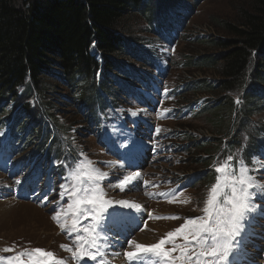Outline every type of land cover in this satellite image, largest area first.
<instances>
[{
    "label": "trees",
    "instance_id": "obj_1",
    "mask_svg": "<svg viewBox=\"0 0 264 264\" xmlns=\"http://www.w3.org/2000/svg\"><path fill=\"white\" fill-rule=\"evenodd\" d=\"M175 3L0 0V124L8 103L15 104L6 137L0 140V154L9 148L17 155L28 153L20 164L35 165L40 180L46 178L48 170L50 179L66 177L70 166H62L74 161L79 149L69 135L78 122L60 121L59 105L73 107L75 114L69 115L84 120L88 126L85 132L98 142L124 126L128 115L120 108L118 96L134 97V85L143 83L140 70L154 69L146 60L149 51L131 40L124 21L138 15L158 42L169 38L174 47L186 23V18L183 23L174 20L176 15L171 10L182 6ZM168 10L171 19L165 15ZM216 31L220 37L200 36L189 41L188 48L196 51L184 58L182 67L190 79L196 73L204 77L214 72L218 80H189L184 88L177 85L171 92L179 98L178 103H184V113H194L193 103L203 101L196 114L213 117L217 137L197 139L184 132L182 150L187 158L180 159L181 170L195 171L183 175L184 180L199 176L195 181H201L208 172L209 177L214 174L211 184L216 176L212 164L239 150L244 144L242 137L251 138V150L258 146L254 117L264 110V0H247L239 8L238 19L220 20ZM155 70L162 79L167 78V64L156 63ZM52 90L54 95L49 96ZM237 94L241 97L234 101ZM203 96L207 98L197 100ZM33 98L36 104L31 109L27 102ZM186 114L170 121L185 120ZM9 157L5 155L3 160Z\"/></svg>",
    "mask_w": 264,
    "mask_h": 264
},
{
    "label": "rangeland",
    "instance_id": "obj_2",
    "mask_svg": "<svg viewBox=\"0 0 264 264\" xmlns=\"http://www.w3.org/2000/svg\"><path fill=\"white\" fill-rule=\"evenodd\" d=\"M180 2L190 8L191 15L186 17L187 11L184 5L181 6L180 10H176L177 14L174 20H179L183 23L186 18V23L181 33V39L175 42L176 46L174 47L167 46L163 42H158L155 36L148 32L149 27L147 22L142 20L138 15H131L132 17H128V20L124 21V24L127 25L126 30L131 32L129 34L131 40L149 52L161 55L164 62L168 65L166 79H160L155 74V79L152 78L149 81L151 85L150 89L141 86L134 87V90L141 93L144 99L141 96H137L134 99L124 95L123 97L118 96L120 108L126 110L127 115H132L133 112H136L137 121L146 119L149 125L156 129L155 140L149 143V146L152 148H143L140 146V142H137L134 147L137 154H142L146 157L142 168L138 171L141 173V176L138 178L136 184L134 185L131 182V184L125 185L123 190H121L120 182L125 178V174L130 173L121 172L115 157L109 150H105V147H117L114 142L121 144L119 139L124 138L127 133L122 134L121 138L119 130L117 137L111 139L112 142L106 141L104 144L98 142L91 134L85 132V128L88 126H86L84 120H79V118L69 115L71 112L74 113L75 109L73 107H63L64 104H60L58 108L62 111L57 115L59 120L67 124L78 122L69 133L77 148H79L77 155L74 161H69L65 166H62L65 168L70 166L69 169H66L68 174L66 176L67 180H61V178L55 176L56 178L50 184H46L45 182L38 184L36 179H32L35 165H31L30 167L26 163L20 164L27 157L28 153L23 152L17 155L13 152L12 148H9L6 154H0L10 156L8 160L0 159V256L13 257L25 250L30 251L40 248L54 253L62 264H101V261H103V264H114L112 260H109L111 257L120 258L122 264H128L124 254H121L123 250L120 251V255L118 256H110L108 254L112 250L116 251L113 247L118 245V243H113L114 234L121 231L127 233L130 228V241L137 242V237L143 234V238H146L147 242H149L148 239L150 238L154 241L151 244L143 245H153L161 238H164L167 232L180 227L184 223L185 218L202 215L203 202L209 187L213 185L211 183L213 182L214 174L209 177L208 172H206L201 181L197 182L195 180L199 179V176H196L192 178L193 185L186 190H182L181 186L185 181L182 176L190 175L195 171L185 172L181 170L180 159L187 158V154L183 153L185 149L184 139H186L183 136L184 132L197 139L203 138L208 140L212 137H217L215 134L216 130H214L212 125L213 117L206 114L198 115L196 114L198 111H196L194 115L190 114L185 120L170 121L169 114L172 110L178 109V107H185L184 103H178L179 98L170 95V88H176L179 85L182 89L189 80L204 77L212 82L218 80L214 72H209L204 77L196 73L194 76H191V79L184 73L185 69L182 67L184 58L193 56L196 51L194 48L191 50L188 48L189 41L191 39L192 41L198 39L200 36L205 39L220 37V33L216 31L219 28L220 20L238 19L239 8L245 6L247 0H200L199 2L176 0L175 4H181ZM166 12L165 15H168L171 19L172 17L169 15L170 11ZM175 24L176 22H174ZM21 91H25V88L21 89ZM47 94L49 96L51 94L54 95V90L49 91ZM234 97V101H236L241 96L239 97V94H237ZM205 98L207 97L203 96L197 100ZM27 104L28 106L32 105L31 109H34L36 98L35 100L34 98L30 99ZM203 104V101H199L200 107ZM14 108L15 104L9 102L4 114V121L0 124V127L8 125V117L14 112ZM24 114H26L25 111L22 115ZM28 120L27 118L26 121ZM254 120H257L256 123L258 125L264 126V110L256 114ZM7 130V127L0 128V140L3 139ZM136 130L134 129L131 135H127L125 140L128 142L134 137L135 140L140 139L145 143L149 131L141 130L136 132ZM149 149H152V151ZM123 151L124 147L117 154L119 158L123 154ZM17 152L19 151L17 150ZM82 159L91 161L93 167L99 169L102 173H107V176L100 179L98 184L100 190L105 194L104 199L111 201L110 204L105 205L107 210L103 215L101 224L96 228L100 236V239L97 241L99 253L97 254L98 258L96 261H92L86 256L79 260L74 258L73 251L77 247L76 237L78 235L82 236L85 241L89 240L90 237L82 230L73 232L71 235L69 234L67 229L71 227L73 216L68 209V205L73 201L69 199L67 194L61 198L62 192H65V190L70 192L74 185L79 184V180L72 177L71 173L76 167L77 162ZM208 168L211 171V168ZM197 171L202 173V170L199 168ZM251 172H254V170L249 172L250 175ZM255 180L259 184H264V175L256 177ZM84 183L87 184L88 181L85 180ZM61 185H64L63 189ZM80 186L83 187V185ZM130 198H133V202L129 205L140 203V205L144 206L145 213L142 215V219L145 221L144 226L138 228L136 225H131L130 227L126 217H122L121 213L117 231L114 233L108 232L110 224L114 222L113 215H110V213L117 211L118 207L121 212H123V209L134 210V208L119 203ZM54 209L61 211L60 219L66 225L65 231H61L57 223L52 220ZM140 211L143 210L141 209ZM262 213L263 218L259 221L258 227H256L257 231H261L257 232L259 240L257 239L256 243L264 248V208ZM128 214L129 211H127ZM166 217H179V219H168ZM107 220H110V223ZM92 224L91 217L87 219L81 218L78 227L81 229L84 227L90 228ZM114 227L115 225L111 227L110 231H113ZM119 228H121L120 231ZM125 236L129 237L127 234L123 235L124 239ZM146 239L144 240L146 241ZM109 242L112 245L106 246ZM124 243H128V240L125 239ZM176 243L183 244V240L178 239ZM61 245L69 246L73 251H67L61 248ZM6 247L14 249V252H4L3 249ZM168 247L170 248L172 245H168ZM124 250L126 252L128 250L132 251L134 250V246L128 244ZM22 259L25 261V264H28L27 257H22ZM155 259L156 257L152 254H145L141 258V260H144V264H153ZM224 261H226L225 257L219 261V264H224ZM0 264H7V261H0Z\"/></svg>",
    "mask_w": 264,
    "mask_h": 264
},
{
    "label": "snow or ice",
    "instance_id": "obj_3",
    "mask_svg": "<svg viewBox=\"0 0 264 264\" xmlns=\"http://www.w3.org/2000/svg\"><path fill=\"white\" fill-rule=\"evenodd\" d=\"M136 114V112L132 113V115ZM232 161L233 157L228 156L225 162L218 163L214 167L217 175L215 183L209 187L203 202L202 215L185 218L180 227L167 232L164 238L153 245L128 241L129 245L134 246V250L124 253L128 264H139L145 254L156 257L153 264H219L222 258L229 256L234 245L238 243L236 237L243 231L247 214L255 210V206L251 203L255 193L249 190L252 188L264 190V185L259 184L249 174V168L242 161L238 170L233 167ZM139 175V173H133L126 176L120 182L121 190L125 185L136 180ZM71 176L78 179L79 184L74 185L70 192L65 190L61 193V198L67 194L73 201L68 205L73 220L67 231L71 235L73 232L82 230L90 239L85 241L84 237L78 235L75 251L66 245H61V248L73 251L74 258L77 260L86 256L96 261L99 253L97 241L100 239L96 228L101 224L107 210L105 205L111 203L104 199L105 194L100 190L98 181L106 177L107 173H102L93 167L91 161L82 159L77 162ZM85 180L88 181L87 184L84 183ZM61 188L63 189L64 185H61ZM119 203L137 210L141 209L139 204L129 205L128 201ZM53 211L52 220L57 223L61 231H65L66 225L60 219L61 211L55 209ZM110 215H118V213L114 212ZM89 217L93 221L92 226L79 228L81 218ZM166 218L179 219V217ZM178 239L183 240V244H177ZM168 245L172 247L169 248ZM3 251L14 252V249L6 247ZM22 257L28 258V264H62L54 253L40 248L25 250L13 257L0 256V261L6 260L7 264H25ZM224 264L229 262L224 261Z\"/></svg>",
    "mask_w": 264,
    "mask_h": 264
},
{
    "label": "bare ground",
    "instance_id": "obj_4",
    "mask_svg": "<svg viewBox=\"0 0 264 264\" xmlns=\"http://www.w3.org/2000/svg\"><path fill=\"white\" fill-rule=\"evenodd\" d=\"M185 7H187V6H185ZM126 201H128L129 202V204L131 203V202H133V198L131 199H128V200H126ZM139 203V202H138ZM139 205H140V203H139ZM128 207H130V208H133V207H131V206H128ZM141 208H143L144 209V206H142L141 205ZM135 209V208H134ZM36 212V211H35ZM148 212V211H147ZM143 234H141V235H139L137 238H138V243H142V244H151L152 242H154L151 238L150 239H148V241L149 242H147V239L146 238H143ZM144 239H146V241L144 240ZM137 240V239H136ZM129 251V250H128ZM110 256H118V255H120V250H117V251H113V253H111V254H109ZM109 260H112L113 261V263L114 264H122V262H120V258L118 259V258H114V257H111V258H109Z\"/></svg>",
    "mask_w": 264,
    "mask_h": 264
}]
</instances>
